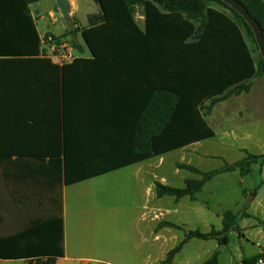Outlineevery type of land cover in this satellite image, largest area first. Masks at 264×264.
<instances>
[{
  "label": "trees",
  "instance_id": "16d2710c",
  "mask_svg": "<svg viewBox=\"0 0 264 264\" xmlns=\"http://www.w3.org/2000/svg\"><path fill=\"white\" fill-rule=\"evenodd\" d=\"M38 1L42 0H0V96L17 98L2 101L0 113L17 114L20 144L19 149L0 148V159H50L61 172L63 157L67 186L213 139L216 135L205 111L248 93L253 78H264V61L251 27L221 0H94L100 10L88 17V26L79 30L74 23L75 29L69 28L74 49L81 53L87 49L91 57H77L63 65L55 64L44 50L30 11V5ZM237 1L256 20L264 37V0ZM138 7H143V27L135 18ZM79 32L84 46L76 41ZM46 37L47 42L49 37L54 40L48 42V49L55 45L58 50L64 41ZM248 40L258 54V64ZM78 87L84 90L83 96H77ZM78 104L88 105L83 111L124 115L102 120L119 129L127 141L115 165L96 170L73 168L68 131L70 113L80 110ZM245 153L242 160L210 172L178 164V169L201 179L187 181L185 188L156 182L157 196L195 199L220 174L238 171L245 177L255 164L264 167V155ZM248 217L246 210L238 214L225 211L220 231L184 230L185 238L163 264H172L191 239L216 240L219 249L228 246L230 234ZM163 226L183 230L173 223ZM242 237L239 231L238 239ZM63 242L61 218L35 221L13 237L0 238V259L56 264L64 256ZM219 249L203 264H220ZM259 260H264V249L244 256L242 264H258Z\"/></svg>",
  "mask_w": 264,
  "mask_h": 264
},
{
  "label": "crops",
  "instance_id": "0c3cea01",
  "mask_svg": "<svg viewBox=\"0 0 264 264\" xmlns=\"http://www.w3.org/2000/svg\"><path fill=\"white\" fill-rule=\"evenodd\" d=\"M45 1H52L47 4L49 6L48 12L41 9V5ZM69 7L70 17L73 16L72 19L75 20V15L78 16L80 13V6L77 0H69ZM55 9H58L56 0H42L30 5L31 15L41 39L49 33L55 36L62 34V32L56 33L58 16ZM84 14V19L86 20L90 15L97 13L95 11L93 13L86 11ZM247 42L252 50L254 61L258 64V54L254 50L251 41L248 40ZM81 46H84V42ZM68 55L72 59L91 57L87 49L82 53L77 49H69ZM49 56L58 65L71 62H59L60 54L52 53V49ZM55 58L59 61H56ZM75 69L82 68L77 67ZM251 84V89L248 93L232 96L213 106L210 111H205L207 112L205 119L210 127L212 126L211 124L217 126L225 125L238 131L248 129L256 133H264V78L255 77L251 80ZM76 92L78 93L77 96L84 95V90L79 87L76 88ZM8 100L13 102L17 101V98L10 96L4 99L3 96H0V104L2 101ZM206 105L208 106L209 103ZM221 105H229V107H227V110H223L220 117L216 118L214 111ZM76 107L80 108V110H73L70 113L71 127L68 131V149L72 158L71 164L73 168L96 170L115 165L120 158L119 152L125 150L124 145L127 141L120 137L119 129L105 125L102 120L107 117H123L124 115L104 111L98 113L89 110L83 111L82 107L88 108L87 104H78ZM16 121L17 114L13 113V111L5 114L0 113L1 149H19L20 144L17 139L19 127ZM231 132L234 133V131ZM202 142L180 150L189 152L191 147ZM243 151L248 152L246 150ZM152 159L127 165L71 186H67L65 183V160L63 157L61 158V172L60 168L50 159L37 160L18 157L0 159V226H9L6 229L7 232L4 235H0V238L13 237L24 227L35 221L61 218L64 226V256L58 259L56 264H163L168 253L179 245L177 243L172 248L164 246V243H168L164 241H167L170 236V233L166 234L167 232L164 233V231L175 229L164 227L163 224L167 222L183 228L185 226L183 223L165 221L164 214L172 211L176 214L178 213V207L185 205L188 210L193 212V207L189 208L188 204L183 203L187 199L194 203L197 195L195 199L184 197L177 200L172 197L174 199L172 202L164 204L163 199L165 197H158L155 190L156 182L167 184L166 178L160 175V171H158L162 166V158L159 164L147 165ZM178 164L186 163H176L177 175L182 171L190 172L178 169ZM126 170H129L131 174L128 180L130 184L125 188L126 199L123 205L120 206L115 204L114 199L111 198L109 200V198L104 196L106 188L102 186L101 182ZM191 173L192 178L184 177L185 187L187 181L195 179V174ZM261 173V185L252 199V203H259L258 206L264 200L262 196V191L264 192V167L261 168ZM251 192V190L244 189L245 197ZM101 194L103 195L102 198H100ZM115 211L117 214L122 212L121 215L124 216L125 227L114 226L118 224V217L115 216ZM247 213L250 217L243 218L244 220L252 219L256 216L255 214ZM262 227L264 228V226H248L247 223L239 221V230L234 233L238 237V232H242L243 237L241 240L243 245L245 241L254 236L253 233L257 230L256 234L259 235L260 242L263 241L264 244V229ZM222 228L223 226L220 229ZM175 231L178 232L179 230ZM180 232L183 231L181 230ZM183 234L185 238V233L183 232ZM173 238L175 240L176 236ZM185 245L180 253L176 255L172 264H182L181 262L178 263V257L183 253ZM224 248L226 247L221 249ZM258 248L259 250L256 254L264 249V245L258 246ZM244 256H246V250H244V255L237 257L232 255L224 264H242ZM20 260L25 264L29 262L28 259ZM219 263L223 264L220 255Z\"/></svg>",
  "mask_w": 264,
  "mask_h": 264
},
{
  "label": "rangeland",
  "instance_id": "374dc122",
  "mask_svg": "<svg viewBox=\"0 0 264 264\" xmlns=\"http://www.w3.org/2000/svg\"><path fill=\"white\" fill-rule=\"evenodd\" d=\"M50 2L52 1H45L41 5V9L47 11L49 9L47 4ZM77 2L80 6V13L78 16L75 15V20L72 19L73 16L71 15V21L73 22V28L71 30L75 29L74 23L77 24L79 30H83L88 26V19H84V13L86 11H88V13H93L94 11L99 13L100 10L99 6L93 0H77ZM55 11L58 16V22L56 24L58 28L56 29V33L62 32L61 35L56 37L64 39L63 43H61V47L55 51L57 54H60V61L56 58L55 60L59 62L71 61L72 57H70L68 54L69 49H74L72 43L73 38L69 34L70 29L68 23L61 16V13L58 9H55ZM143 17V7H138L135 18L140 27L144 26ZM46 36L55 35L49 33ZM46 36L43 38V46L47 54H50L51 49H48L46 46L48 44ZM77 42L83 45L80 32L77 36ZM64 55H67V58L61 59V56ZM227 107H229V105H221L217 107L214 111L216 118L220 117L223 110H227ZM211 125L214 132L216 133L215 138L191 147L189 152L177 150L161 157L162 166L158 171H160V175L166 178V185L174 188H184V177H193L192 173L187 171H182L178 175L176 174L177 170L175 165L179 162L193 165L203 172H210L223 168L225 163H235L240 161L246 156V153L243 150H246L254 155H264V133H256L255 131H249L248 129L238 131L235 128L230 129L225 125ZM231 131H234L235 134ZM161 158L159 157L152 159L147 163V165L159 164ZM261 174V168L259 165H254L253 172L245 177H242L238 171L220 174L205 184L203 190L197 194L196 201L194 203H191L188 199L187 201H184L183 204H188L189 208H194L193 212L188 210L186 205L179 206L178 213L174 214L172 211L170 213L164 214V220L175 223H183L185 225V229L183 227L181 228L183 229L182 231L184 233L185 231L190 230H199L203 233H208L212 229L218 231L222 230L220 228L223 226V214L225 211L241 213L246 210L247 212L255 214L256 216L252 219H241L240 221L247 223L248 226H264V200L260 206H258L259 203H252V201L250 204H248L249 200H251L252 194H249L246 197L244 195V189L254 191L260 185L262 181ZM130 177V171L126 170L102 181V186L106 188V193L104 196L109 198V200H111V198L114 199L116 205L122 206L126 199L125 188L130 184L128 183ZM200 177L201 176L199 175H194L195 179H200ZM262 196L264 199L263 191ZM102 197L103 195L101 194L100 198ZM172 200H174L172 197H165L163 199V203L169 204L172 202ZM121 213L122 212L117 214L115 211V216L118 217V224L114 226L125 227V223L123 221L124 216L121 215ZM8 228L9 226H0V235H4L7 232L6 229ZM173 229L179 230L176 228ZM175 230L167 229L164 231V233L167 232L166 234L170 233L167 241H164L168 242L167 244L164 243V246L167 248L175 247V245L180 243L184 238L183 232H180L181 230L178 232ZM256 232L257 230L254 231V236L245 241V243L241 246L239 242L242 240L238 239L236 234L232 232L230 241L231 245L228 244V246H226L224 249H219L218 242L216 240L202 241L200 239H191L185 245L183 253L178 257V263L203 264L205 261L209 260L218 249L220 250V259L223 264L232 255L235 257L243 255V250H246L247 257H252L258 252V246L264 245L263 241L260 242L258 238L259 235H257ZM174 236H176L177 240H174ZM0 264L25 263L21 260L12 262L0 260Z\"/></svg>",
  "mask_w": 264,
  "mask_h": 264
},
{
  "label": "water",
  "instance_id": "95a60500",
  "mask_svg": "<svg viewBox=\"0 0 264 264\" xmlns=\"http://www.w3.org/2000/svg\"><path fill=\"white\" fill-rule=\"evenodd\" d=\"M227 5H229L231 8H233L235 11H237L247 22V24L251 27L252 32L254 34L255 40L257 42L261 57L264 61V37L263 32L260 29L259 24L256 22L255 19L250 15L248 10L240 4L237 0H221ZM57 8L59 9L62 17L64 20L68 23V26L70 29L73 28V22L71 21L70 17V7H69V0H56ZM253 196L251 195V200H249L248 204L252 201ZM238 231L239 229L236 228ZM241 240V239H240ZM240 246L242 245V241L239 242ZM244 255V250L242 251Z\"/></svg>",
  "mask_w": 264,
  "mask_h": 264
},
{
  "label": "built area",
  "instance_id": "2783aa9c",
  "mask_svg": "<svg viewBox=\"0 0 264 264\" xmlns=\"http://www.w3.org/2000/svg\"><path fill=\"white\" fill-rule=\"evenodd\" d=\"M48 42L53 43L54 42L53 38L49 37L48 38ZM51 49H52V53L55 52L56 46L55 45H52V48ZM61 58L62 59H65V58H67V55L61 56ZM258 264H264V260H259Z\"/></svg>",
  "mask_w": 264,
  "mask_h": 264
}]
</instances>
